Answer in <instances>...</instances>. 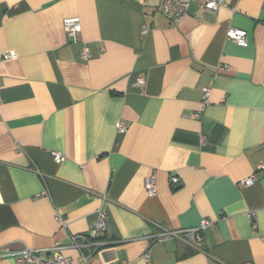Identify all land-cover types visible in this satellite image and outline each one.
Masks as SVG:
<instances>
[{
    "label": "crops",
    "instance_id": "obj_1",
    "mask_svg": "<svg viewBox=\"0 0 264 264\" xmlns=\"http://www.w3.org/2000/svg\"><path fill=\"white\" fill-rule=\"evenodd\" d=\"M202 1L177 21L162 0H0V248L69 246L104 208L91 264H264V0ZM203 219L201 250L153 237Z\"/></svg>",
    "mask_w": 264,
    "mask_h": 264
},
{
    "label": "built area",
    "instance_id": "obj_2",
    "mask_svg": "<svg viewBox=\"0 0 264 264\" xmlns=\"http://www.w3.org/2000/svg\"><path fill=\"white\" fill-rule=\"evenodd\" d=\"M195 0H162L163 10L166 13L173 15L174 19L177 21L182 20L188 13L191 3ZM226 4V0H203L202 7L211 12L217 11L220 7ZM64 28L69 37L73 39L76 38L78 32L81 30V19L79 16L67 17L64 20ZM227 38L233 40L241 46H246L248 44L246 33L238 28L231 27L227 32ZM83 56H89V50L85 46L82 51ZM16 51L11 49L6 54H4V59H10L16 57ZM146 83L144 78H138L135 85L144 86ZM203 92L205 95L204 103L206 104L207 97L210 94V88L204 87ZM117 128L119 131H124L125 126L123 121H118ZM55 160L57 162H62L64 160L63 154L57 151L52 152ZM258 169H264V162L258 164ZM171 184L175 185L180 183V179L177 176L171 177ZM245 186H250L256 182V177L254 175L249 176L243 180ZM145 189L148 195L153 196L157 192L156 188V178L154 175H151L145 180ZM255 212H250V216L254 217ZM60 223L65 225L63 217L58 216ZM109 222V213L106 209L101 208L98 210L97 220L93 228L88 233L75 234L71 236V244L69 246H64L62 244H56L53 248L45 250H35L30 247L22 249L20 252L13 253L7 248H0V258L9 257L13 254H16L18 257L16 259L17 264H91L89 261L90 255L92 252L96 251L101 246L105 245L101 241L104 233L107 229ZM211 224V221L208 219H203L199 226L191 228H183L180 230H168L162 228L160 232L154 234L153 237L157 242H165L173 238H180L181 235L187 237L190 246L196 250H201L203 244V235L202 232L208 228ZM93 247L92 251L89 254H86L83 249L85 247ZM64 248H72L78 252L76 260H73L70 256L65 255L62 250ZM151 254L147 251L143 259L148 261Z\"/></svg>",
    "mask_w": 264,
    "mask_h": 264
}]
</instances>
